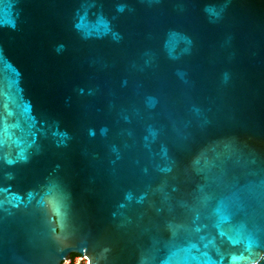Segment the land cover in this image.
Returning <instances> with one entry per match:
<instances>
[{"label": "water", "instance_id": "1", "mask_svg": "<svg viewBox=\"0 0 264 264\" xmlns=\"http://www.w3.org/2000/svg\"><path fill=\"white\" fill-rule=\"evenodd\" d=\"M71 255L264 264V0H0V264Z\"/></svg>", "mask_w": 264, "mask_h": 264}, {"label": "rangeland", "instance_id": "2", "mask_svg": "<svg viewBox=\"0 0 264 264\" xmlns=\"http://www.w3.org/2000/svg\"><path fill=\"white\" fill-rule=\"evenodd\" d=\"M87 264V260L86 259H82V258H78L76 260H71V262L69 260H66L63 264Z\"/></svg>", "mask_w": 264, "mask_h": 264}, {"label": "snow or ice", "instance_id": "3", "mask_svg": "<svg viewBox=\"0 0 264 264\" xmlns=\"http://www.w3.org/2000/svg\"><path fill=\"white\" fill-rule=\"evenodd\" d=\"M217 214L220 216V218L223 220V219H226V217L223 215V210L222 209H217Z\"/></svg>", "mask_w": 264, "mask_h": 264}, {"label": "built area", "instance_id": "4", "mask_svg": "<svg viewBox=\"0 0 264 264\" xmlns=\"http://www.w3.org/2000/svg\"><path fill=\"white\" fill-rule=\"evenodd\" d=\"M78 258H82V259H86L84 256H78V257H75V258H73V259H68L70 262H71V260L73 261V260H76V259H78Z\"/></svg>", "mask_w": 264, "mask_h": 264}, {"label": "trees", "instance_id": "5", "mask_svg": "<svg viewBox=\"0 0 264 264\" xmlns=\"http://www.w3.org/2000/svg\"><path fill=\"white\" fill-rule=\"evenodd\" d=\"M75 257H78V255H71V259L75 258ZM73 264V263H72Z\"/></svg>", "mask_w": 264, "mask_h": 264}]
</instances>
